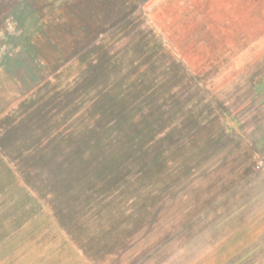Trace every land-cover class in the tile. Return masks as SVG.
Masks as SVG:
<instances>
[{
  "label": "rangeland",
  "instance_id": "rangeland-1",
  "mask_svg": "<svg viewBox=\"0 0 264 264\" xmlns=\"http://www.w3.org/2000/svg\"><path fill=\"white\" fill-rule=\"evenodd\" d=\"M59 14L83 43L51 37ZM115 84L135 88L149 149L72 221L118 226L97 264H264V0H0V210L4 171L33 166L17 133L49 124L63 143L88 123L94 88ZM137 204L152 213L132 225ZM78 249L55 233L10 264H93Z\"/></svg>",
  "mask_w": 264,
  "mask_h": 264
},
{
  "label": "trees",
  "instance_id": "trees-1",
  "mask_svg": "<svg viewBox=\"0 0 264 264\" xmlns=\"http://www.w3.org/2000/svg\"><path fill=\"white\" fill-rule=\"evenodd\" d=\"M54 17L51 25L56 26V30H51V37L57 39L63 35L65 42L68 40L67 44L83 43V27L79 26L77 32H69L63 14ZM126 87L129 91L121 84H115L108 90L95 91L94 88L84 112L88 123L82 130L70 132L63 143L57 142L58 127L49 124L35 127L34 133L42 132L39 138L36 133L24 137L16 132L20 149L28 153L26 160L33 166L25 177H17L9 169L4 171L9 187L4 201L12 204L0 210V264H10L16 256L40 246L55 233L61 235L71 248H79L83 258L93 264H97L111 250L108 248L110 241L114 245L112 239L118 237L115 233L119 230L117 225L99 226L97 221L94 226L83 225L84 229H92L89 234L82 229L74 230L72 221L80 220L86 204L111 187L112 176L132 171L134 155L139 154L146 159L149 146L142 137L147 132V120L142 116L135 117L131 101L136 90L133 86ZM217 103L220 113H228L223 99ZM141 104L145 109V100ZM23 121H19V124L23 125ZM108 123L111 125L107 126ZM23 128L27 129L26 126ZM30 141H34V144H30ZM143 163L140 170L142 179L152 172L150 163ZM164 166V162H160L158 169L153 168V171L164 170ZM173 177L168 178L167 182L164 178L157 179L151 183V187L160 185L159 188L163 189L168 183L176 184L179 179L177 175ZM31 178L32 183L40 179L48 190L43 194L30 188L28 179ZM136 207L132 213V225L143 221L147 212L152 213L150 206L137 204ZM127 226H130V222ZM111 244L110 247H113Z\"/></svg>",
  "mask_w": 264,
  "mask_h": 264
}]
</instances>
